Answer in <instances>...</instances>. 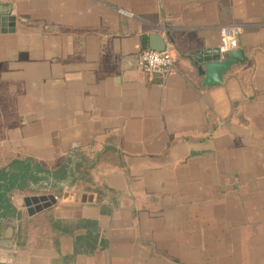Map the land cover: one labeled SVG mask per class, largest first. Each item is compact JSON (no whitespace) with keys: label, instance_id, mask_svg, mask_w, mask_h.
<instances>
[{"label":"crops","instance_id":"1","mask_svg":"<svg viewBox=\"0 0 264 264\" xmlns=\"http://www.w3.org/2000/svg\"><path fill=\"white\" fill-rule=\"evenodd\" d=\"M228 25L244 61L206 84L192 52ZM152 34L167 76L137 64ZM15 161L39 180L0 217L6 264H264V0H0V169Z\"/></svg>","mask_w":264,"mask_h":264},{"label":"water","instance_id":"2","mask_svg":"<svg viewBox=\"0 0 264 264\" xmlns=\"http://www.w3.org/2000/svg\"><path fill=\"white\" fill-rule=\"evenodd\" d=\"M149 41L150 49L165 50L167 43L165 39L159 34L148 35L144 38V48L146 42ZM227 53V54H226ZM196 61L199 72L204 75V83L206 84H220L223 82L224 74L230 70L231 66L237 62L244 61V51L241 48L230 49L223 52L220 47L198 49L192 52ZM58 200V195H40L17 198L18 205H26V203H36V211H41L54 205ZM34 210H30L33 213ZM10 263L14 264L15 254H10ZM0 264H6L0 261Z\"/></svg>","mask_w":264,"mask_h":264},{"label":"built area","instance_id":"3","mask_svg":"<svg viewBox=\"0 0 264 264\" xmlns=\"http://www.w3.org/2000/svg\"><path fill=\"white\" fill-rule=\"evenodd\" d=\"M128 16H134L131 11L120 10ZM242 33V27L239 25H228L222 28L220 46L223 52L235 49L238 46L239 35ZM137 64L140 69L149 75L167 76L176 68V58L169 49L162 51L154 49H145L137 57Z\"/></svg>","mask_w":264,"mask_h":264},{"label":"trees","instance_id":"4","mask_svg":"<svg viewBox=\"0 0 264 264\" xmlns=\"http://www.w3.org/2000/svg\"><path fill=\"white\" fill-rule=\"evenodd\" d=\"M38 180L37 169L25 161H15L8 169L0 170V217L6 218L15 211L11 201L15 189L25 190L29 182Z\"/></svg>","mask_w":264,"mask_h":264},{"label":"rangeland","instance_id":"5","mask_svg":"<svg viewBox=\"0 0 264 264\" xmlns=\"http://www.w3.org/2000/svg\"><path fill=\"white\" fill-rule=\"evenodd\" d=\"M1 170V169H0ZM30 196V195H29ZM29 196H23V197H29ZM32 196V195H31ZM33 196H35V195H33Z\"/></svg>","mask_w":264,"mask_h":264}]
</instances>
